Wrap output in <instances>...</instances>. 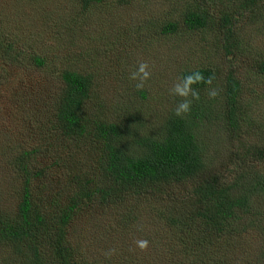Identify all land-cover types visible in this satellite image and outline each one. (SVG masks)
<instances>
[{
	"label": "trees",
	"instance_id": "16d2710c",
	"mask_svg": "<svg viewBox=\"0 0 264 264\" xmlns=\"http://www.w3.org/2000/svg\"><path fill=\"white\" fill-rule=\"evenodd\" d=\"M135 1L65 4L75 20L84 17L85 25L98 9L110 11L108 4L111 15L119 18L123 12L113 8L123 11ZM262 12L264 0H184L176 15L136 21L116 30L113 38L102 39L111 43L106 53L120 49L106 57L117 59L110 67L116 69V78L126 77L122 82L137 71L122 66L131 42L151 35H200L203 40L212 35L213 49L231 62L223 68L183 67L179 93L171 95L173 101L161 95L167 112H156L163 117L162 125L149 132L145 102L128 98L135 91L147 100L149 91L127 86L119 110L107 113L98 96L102 77L82 69L65 68L58 89L38 92L36 103L15 105L7 129L12 138L0 149L7 163L0 162L1 171L12 180L7 194L0 195V264H264V141L243 139L249 128L243 84L233 63L252 49L237 36L240 20ZM2 32L0 85L10 82L12 71L23 69L27 61L46 64L35 52L26 55L20 42L28 37L20 28L5 29L7 36ZM259 51L253 65L264 77V50ZM185 102L188 110L177 115ZM201 125H217V140L222 130L234 141L227 162V155L218 152L225 159L216 164L215 135H205ZM21 138L23 144L9 147ZM148 214L160 235L148 232L151 250L137 246L129 256L130 241L118 237L135 226L137 217ZM113 218L104 227L103 235L111 240L110 258L104 261L91 240L100 236L99 223ZM78 221L93 226L86 237L90 243L72 232ZM132 244L136 247L137 241ZM150 256L154 262H148Z\"/></svg>",
	"mask_w": 264,
	"mask_h": 264
},
{
	"label": "rangeland",
	"instance_id": "374dc122",
	"mask_svg": "<svg viewBox=\"0 0 264 264\" xmlns=\"http://www.w3.org/2000/svg\"><path fill=\"white\" fill-rule=\"evenodd\" d=\"M183 3L184 0H136L132 5L126 6L123 11H118L113 3L114 12H123L119 18L111 15L112 7L108 4L110 11L107 7L98 9L94 12L93 19L83 25L84 17L80 14L79 20H75L70 10H67L65 0H0V31L5 33L7 28L15 26L20 28L28 37L20 42L25 46L26 55L29 57L35 52L43 56L46 61L44 66L39 67L25 58L28 62L27 66L22 67L21 70L12 71L13 73L9 75L10 82L7 81L0 85V149L7 145L6 141L13 135V132L7 130L13 107L21 103L24 106L36 103L38 92H47L46 90L51 92L53 89H58L60 73L65 68L82 69L101 76L100 93H98L101 104L107 113L118 111L120 103H123L120 98L127 95L126 87L129 86L132 89L138 80H132L128 76L129 79L122 82L126 77L121 79L115 77L116 69H112L110 65L114 64L117 59L110 60L106 56L118 55L120 49L115 50L116 53L113 55L106 53L111 43H105L102 39L113 38L116 30L130 26L136 21H143L147 18L155 20L157 17L161 19L167 13H169L167 17L176 15L182 10ZM5 14L8 16H4ZM60 30L63 32L60 33ZM236 33L241 41L246 39L252 44L251 50L233 60L234 69L243 84L242 105L247 115L245 125L249 128V132L243 139L264 141V77L259 75L253 65V59L260 52L259 50H264V15L242 18ZM5 35L8 34L5 33ZM30 36H32L31 39ZM138 40L140 39L131 42L129 55L122 66L126 65L128 70H138L140 64L148 65L147 71L150 72V76L144 82L143 87L149 91L147 100H143L141 95L135 91H132V97H128L133 103L145 102L144 109L149 111L146 113L149 116L146 119L148 132L151 128L162 125L163 117L160 119L156 114L160 112L164 116L167 112L163 108L166 100L161 101V95L165 98L170 97L173 101L171 95L179 93L178 77L183 67L217 64L223 68L225 62L227 66L231 63L223 57L221 50L213 49L216 39L212 35H204V40L200 35L167 38L162 35H151L141 41ZM123 47L124 45L120 48ZM140 106L143 108L142 103ZM201 129L205 135L210 132L215 135L213 151L217 152L216 164L220 166L224 162L225 156H220L223 153L227 155L225 160L227 162L234 149V141L229 140L222 130L217 140V133H219L217 125H201ZM223 139H225L224 142ZM24 141L25 138H21L17 143H10L9 147H18ZM46 159L47 155L40 158L43 162ZM0 162L2 165H7L5 159L0 158ZM10 187H12V180H7L4 170L1 171L0 168V195L7 194L6 190ZM115 220L116 218H113L99 223L101 225L100 236L91 240V244L97 249L98 257L104 261L110 258L108 249L111 241L103 235L107 234L104 227ZM153 222V216L150 214L140 216L137 217L133 223L135 226L130 231H121L118 239L130 241V244L128 243L129 256H133V251L141 248H137L138 243L135 247L132 242L146 240L148 232L153 236L160 235L157 227H152ZM90 227L93 226L83 225L82 221H78L72 225V232L77 240L80 239L79 235H83L85 239L81 241L90 243V240L86 239L91 230ZM141 250L147 252L151 249L147 244ZM148 262H154V257H148Z\"/></svg>",
	"mask_w": 264,
	"mask_h": 264
},
{
	"label": "clouds",
	"instance_id": "9594fccd",
	"mask_svg": "<svg viewBox=\"0 0 264 264\" xmlns=\"http://www.w3.org/2000/svg\"><path fill=\"white\" fill-rule=\"evenodd\" d=\"M148 65L146 63H142L140 64L138 70L136 72H133L131 75V79L132 80H138V83L136 84V87L139 88H143L144 87V82L149 78L150 76V72L147 71ZM197 79H202V77L199 74H196ZM189 80H191V77L188 78ZM210 83V81H208ZM215 92H212L211 95H215ZM184 110L187 111L188 110V103L185 102L184 104H182L180 106L179 109H177V115L180 114V111ZM139 247L141 248H145L148 244L147 240H141L137 242Z\"/></svg>",
	"mask_w": 264,
	"mask_h": 264
}]
</instances>
